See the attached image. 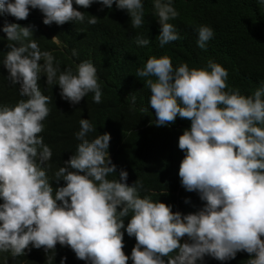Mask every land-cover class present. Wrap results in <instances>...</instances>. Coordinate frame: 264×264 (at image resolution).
Masks as SVG:
<instances>
[{
    "label": "trees",
    "instance_id": "trees-1",
    "mask_svg": "<svg viewBox=\"0 0 264 264\" xmlns=\"http://www.w3.org/2000/svg\"><path fill=\"white\" fill-rule=\"evenodd\" d=\"M48 1L0 0V63L29 68L35 86L85 99L78 105L86 110L82 132L116 143L121 174L163 195L174 197L176 179L188 166L183 141L189 132L188 146H195L200 164L179 187L180 194L191 190L189 214L198 223L232 215L210 235L214 248L249 242L223 257L231 264H264V0H134L135 28L127 34L145 44L131 48L135 78L134 67L116 70L85 27L72 28L59 14L61 21L53 19ZM46 15L48 30L40 25ZM90 57L98 73L87 70ZM155 116L172 129L149 122ZM152 130L159 131L150 135L157 150L184 163L177 165L182 171L175 163L155 171L157 164L139 147Z\"/></svg>",
    "mask_w": 264,
    "mask_h": 264
},
{
    "label": "clouds",
    "instance_id": "clouds-1",
    "mask_svg": "<svg viewBox=\"0 0 264 264\" xmlns=\"http://www.w3.org/2000/svg\"><path fill=\"white\" fill-rule=\"evenodd\" d=\"M63 3L72 5L63 8ZM47 5L53 19L61 21L59 14L72 28L85 27L92 45L105 48L116 70L134 67L131 48L145 45L127 34L135 28L134 0H52ZM50 19H41L43 29L48 30L44 23ZM52 39L60 44L57 34ZM94 60L90 57L87 70L98 73ZM0 66L6 74L0 76V264H231L223 255L248 246L214 248L210 235L229 225L232 215L198 223L189 214L191 190L180 194L179 187L200 165L195 146H188L189 132L183 141L185 171L177 167L184 163L151 141L150 135L157 137L159 131L147 132L139 141L157 164L156 172L174 163V170L184 172L176 179L174 197L163 195L161 189L121 174L116 143L82 132L86 110L78 105L85 99L35 86L29 68ZM131 70L132 77L138 75L136 67ZM149 122L172 129L164 117ZM75 125L81 126L74 130ZM259 178L261 190L264 177ZM220 195L228 202L225 193ZM191 207L194 211L193 203ZM259 217L264 221V209Z\"/></svg>",
    "mask_w": 264,
    "mask_h": 264
}]
</instances>
